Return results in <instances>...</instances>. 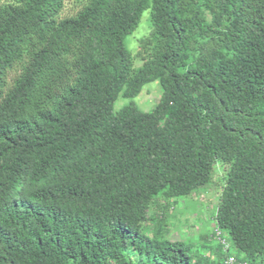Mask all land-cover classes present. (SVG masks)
<instances>
[{
    "label": "trees",
    "instance_id": "1",
    "mask_svg": "<svg viewBox=\"0 0 264 264\" xmlns=\"http://www.w3.org/2000/svg\"><path fill=\"white\" fill-rule=\"evenodd\" d=\"M67 1L0 0V264H264V0ZM219 163L226 246L150 226Z\"/></svg>",
    "mask_w": 264,
    "mask_h": 264
},
{
    "label": "rangeland",
    "instance_id": "2",
    "mask_svg": "<svg viewBox=\"0 0 264 264\" xmlns=\"http://www.w3.org/2000/svg\"><path fill=\"white\" fill-rule=\"evenodd\" d=\"M79 9L80 4L77 0H68L63 14L64 16H71ZM150 32L149 13H145L137 32L127 39L128 49L133 56H136L139 51L140 40L149 36ZM141 65L142 63L136 60V66L140 67ZM160 96L161 88L159 84L152 83L143 89L136 102L142 110L149 111L158 103ZM125 103L126 101L120 100L116 105V109L118 110ZM225 177L226 168L219 163L215 167L211 183L190 197L171 201L158 200L148 214L150 226H154L155 221H165L169 226L167 236L171 241L191 239L193 243H197L196 247L199 246L198 237L207 235L211 238V246L216 249L220 243L222 244V240L227 237L224 234L221 237L217 236L214 221ZM230 247V253L235 254L231 244Z\"/></svg>",
    "mask_w": 264,
    "mask_h": 264
},
{
    "label": "clouds",
    "instance_id": "3",
    "mask_svg": "<svg viewBox=\"0 0 264 264\" xmlns=\"http://www.w3.org/2000/svg\"><path fill=\"white\" fill-rule=\"evenodd\" d=\"M220 235V237H221V234L220 233H218V235L217 236H219ZM222 244H226V242H225V240H222ZM231 259H234L233 257H230L227 261H226V264H231L230 263V260ZM234 263L233 264H246V263H238L237 261H236V259H234Z\"/></svg>",
    "mask_w": 264,
    "mask_h": 264
},
{
    "label": "built area",
    "instance_id": "4",
    "mask_svg": "<svg viewBox=\"0 0 264 264\" xmlns=\"http://www.w3.org/2000/svg\"><path fill=\"white\" fill-rule=\"evenodd\" d=\"M234 262H235L234 259H231V260H230V263H231V264H233Z\"/></svg>",
    "mask_w": 264,
    "mask_h": 264
}]
</instances>
